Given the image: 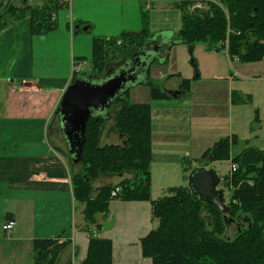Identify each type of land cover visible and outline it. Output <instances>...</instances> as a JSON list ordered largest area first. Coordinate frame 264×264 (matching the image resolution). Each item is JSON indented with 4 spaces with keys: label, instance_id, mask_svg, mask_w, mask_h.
Wrapping results in <instances>:
<instances>
[{
    "label": "trees",
    "instance_id": "trees-1",
    "mask_svg": "<svg viewBox=\"0 0 264 264\" xmlns=\"http://www.w3.org/2000/svg\"><path fill=\"white\" fill-rule=\"evenodd\" d=\"M201 1L206 5L205 9L187 8L182 15L178 40L189 46L205 42L216 50L223 49L229 58L239 62H255L264 57V0ZM172 3L175 10H180L193 2L173 0ZM64 6L67 7L68 3L63 0H44L41 5L30 6V32L43 34L53 30L57 20L52 15ZM3 16L0 13V28L7 23ZM78 30L79 27L74 29ZM150 34L149 10L142 8L139 30H123L108 37L93 36L89 63L94 69L90 74L99 77L109 61L124 54L112 56L120 48L116 39L134 43L126 49L128 54L141 48ZM166 59L167 55L163 61ZM81 61L85 58L74 57L73 65ZM153 61L155 58L150 64ZM82 73L79 69L74 70L70 82ZM181 83L186 92L189 91V79L181 78ZM146 84L150 87L151 99L169 97L151 80ZM127 90L115 99L122 107L114 121L115 128L125 136V142L100 145V126L104 118L89 116L81 159L76 164L78 171L70 176L73 198L83 204L85 225L81 229L88 234L86 255L76 264L112 263L111 241L97 236L96 230L100 227L97 215L108 212L109 201L113 198L150 201L154 226L140 239V245L142 255L149 257L152 264H264V149L249 146L229 157L235 168L225 178L232 187L227 215L232 217L236 212L235 216H242V221L237 224L235 233L227 236L224 213L192 195L186 185L168 187L161 197L151 198L150 105L129 103L123 96ZM231 95L234 102L233 93ZM234 139L233 135L218 139L202 153L201 161L227 158ZM55 148L67 158L65 147V150ZM189 169L185 167V170ZM102 172L128 173L131 178L116 185H104L95 193L91 182ZM115 188L118 190L112 195ZM238 205L243 210L235 211ZM6 219H10L9 215L5 216ZM32 241V264H56L59 254L70 245L69 240L60 241L56 237L34 238Z\"/></svg>",
    "mask_w": 264,
    "mask_h": 264
},
{
    "label": "crops",
    "instance_id": "crops-1",
    "mask_svg": "<svg viewBox=\"0 0 264 264\" xmlns=\"http://www.w3.org/2000/svg\"><path fill=\"white\" fill-rule=\"evenodd\" d=\"M10 1L7 0L2 13L5 16L11 13L20 15L16 20H11L10 16L6 18L7 23L0 28V47H7V41L21 40L26 49L20 59L16 60L10 78H0L8 86L2 108L8 118L6 127L9 129L6 130L8 136L5 135L6 131L3 134L9 144L22 145L18 152L0 157V179L8 181L7 189L12 193L11 200L20 203L19 209L12 208L6 212L15 222L13 231L9 232L16 238L26 240L49 237L69 240L70 245L59 254L56 262L68 264L73 259L75 261L84 258L88 234L81 229L85 225L83 204L78 209L79 217H76V202L70 182L73 166L69 165L70 161L61 150L52 144V134H48L51 127L49 121L62 92L70 83L73 71L77 70L72 64L74 57H83L84 51L89 48L91 59L93 36L108 37L118 35L123 30H139L141 9L149 10L151 3L148 2L152 0H63L68 6L60 8L55 15L58 21L56 27L61 25L62 29L55 30V27L43 34L30 32L28 11L30 5L40 0H21L20 4L13 3L19 0H12V3ZM28 1L31 2L26 3ZM21 2L25 5H21ZM77 23L80 24L79 30L73 31V26ZM82 26H89V29H81ZM62 47L66 49L67 56L58 74L56 61L59 56L55 57L54 53L59 54ZM41 63L52 67V70L38 72L36 69H39L38 65ZM80 64L83 61L76 66ZM235 73L238 74L237 71ZM243 77L252 76L248 74ZM23 80L33 81L38 90L18 89L17 86ZM185 93L186 91L182 94ZM170 98L172 96L163 99L150 98L151 102L148 103L152 199L164 195H153L154 183H159L163 190L184 185L181 180L183 177L185 179V174L190 170H185V167L200 165V156L214 144H204L200 139L193 140L190 136H184L180 126L184 115L189 113V105L185 108ZM227 100L232 103L229 90ZM154 118L157 121L156 132L152 128ZM31 143L35 146L25 147ZM116 176L121 179L130 178L128 173ZM97 223L100 224L96 230L97 236L111 241V264H152L149 257L142 255L140 245V239L154 226L150 201L113 198L109 201L108 212L97 215Z\"/></svg>",
    "mask_w": 264,
    "mask_h": 264
},
{
    "label": "rangeland",
    "instance_id": "rangeland-1",
    "mask_svg": "<svg viewBox=\"0 0 264 264\" xmlns=\"http://www.w3.org/2000/svg\"><path fill=\"white\" fill-rule=\"evenodd\" d=\"M20 1H13V3L20 4ZM172 1L152 0L148 2V4L151 3V8H148L150 15V37L153 40V38L157 39L161 35H164L168 41L160 45L159 53L161 55L155 57V61L148 68V75L145 74L144 78L158 85L166 83L171 87L181 78L189 79V92L181 94L178 99L174 97L170 98L185 108H188L189 105V113L187 112V115H184V121H182V126H180L185 137L190 136L193 140L200 139L201 143L209 145L220 138L231 137L232 135L235 138L234 143L227 153V158L224 157L210 162L201 161L206 168L212 167L220 177L217 188L223 190L224 203L227 204L232 192V187L228 183V180L225 179L231 171L230 165L232 163H230L229 157L236 156L242 149L249 146L264 149V57L259 61L244 62L242 64L238 60L229 58L223 49L216 50L213 47H209L205 42H195L189 46L185 42L178 40L180 27L182 26V15L186 13L187 8L202 10L206 8V5L201 0H192L193 3L191 5L189 4L180 10H175L172 6ZM29 2L31 1L26 3ZM43 2L44 0H40L38 3L36 1V4L30 6H38L43 4ZM10 3H12V0ZM6 5L7 0H0V13L3 12ZM21 5H25V3L21 2ZM55 15H52L53 19L57 20ZM8 16H10L11 20L18 18L17 13H11ZM8 16H3V19H6ZM61 29L62 27L60 25L55 30ZM74 29L73 26V31ZM115 42L117 45H120V48L115 51V54L113 53L114 55H111L124 54L119 59L109 61L102 75L112 73L125 61L128 57L127 53H125L126 49L134 45V43L130 44L129 42H125L124 39H116ZM5 43L7 47H0V78L2 76L10 78L9 76L16 66V60L20 59L26 49L21 40H12L11 42L7 41ZM54 55L55 57L59 56V59L56 61V73L60 74L62 62L67 56L66 49L62 47L59 54L54 53ZM166 55L167 59L163 61ZM82 56L85 58V61H83V64L75 66V69L83 71L80 75L87 76L94 69L89 63L90 49L86 48ZM38 68L36 70L41 73L52 70V67H47L44 63L38 65ZM248 74L252 77H243L248 76ZM143 81L134 84L124 93L123 96L129 103L151 102L149 98L150 87ZM21 82V86H17L18 89L28 88L30 90V85H36L33 81L29 80H23ZM228 90L230 91V100L232 99V93L235 99L231 104L227 100ZM7 92V83L0 80V157L1 155L14 154L22 147V145L9 144L3 134L4 131L9 129L6 127V120L8 118L3 112L4 108H2ZM189 114L190 117H188ZM111 116L112 111L106 120H111L108 119ZM57 121L56 116H51V120L49 121L51 122V127L48 134H52L51 141L55 147L65 150ZM160 122L161 120H159V125ZM152 128L156 132L157 121L155 118ZM7 133L8 131L5 133L6 136H8ZM121 143L122 141L119 144ZM104 144L106 143L102 140L100 145ZM34 146L35 144L31 143V145H26L25 147L30 148ZM72 166L73 170L71 172L73 173L71 175L78 171V165L72 164ZM187 173L185 174V179L183 177L181 180V183L184 185L187 183ZM116 175L118 174L109 172L99 174L97 179L91 182L93 192L96 193L98 188L104 185H116L124 180L118 178ZM7 185L8 181L0 179V264H32L33 241L22 239L21 237L16 238L12 232H5L1 228L2 223L5 222L6 212L11 211L12 208L19 209L20 206L18 201L11 200L10 195L12 193L7 189ZM161 188L159 183H154L153 195L165 194L166 189L163 190ZM81 206L82 204L80 202H76V217H79L78 214L80 211L78 209ZM238 206L235 208V211L237 209L239 211L243 210L242 206ZM235 213L232 215V221L225 228V235L227 236H232L236 231L237 225L233 223L237 218ZM241 217H239L240 221H242ZM241 224H244V221ZM82 259H76L75 261L73 259L70 264H76Z\"/></svg>",
    "mask_w": 264,
    "mask_h": 264
},
{
    "label": "water",
    "instance_id": "water-1",
    "mask_svg": "<svg viewBox=\"0 0 264 264\" xmlns=\"http://www.w3.org/2000/svg\"><path fill=\"white\" fill-rule=\"evenodd\" d=\"M78 27V24L74 26ZM81 29H87V26H82ZM150 36L141 48L129 52L127 59L112 73L98 78H91V74L79 75L62 92L53 116L57 117L59 133L71 165L78 164L81 159L85 126L89 116L106 117L107 110L116 97L142 80L147 83L148 79L144 78L146 70L150 62L157 57L160 45L166 41V36L161 35L162 40L157 42L159 49H150L147 48L152 43ZM219 182L220 177L216 171L212 167L206 168L202 163L192 167L187 173L186 186L192 195L223 212V219L228 224L232 217L227 215L230 208L224 203L223 190L217 188Z\"/></svg>",
    "mask_w": 264,
    "mask_h": 264
},
{
    "label": "flooded vegetation",
    "instance_id": "flooded-vegetation-1",
    "mask_svg": "<svg viewBox=\"0 0 264 264\" xmlns=\"http://www.w3.org/2000/svg\"><path fill=\"white\" fill-rule=\"evenodd\" d=\"M158 40H162V38L158 37L157 39L152 40L151 45H148L147 48L149 47L150 49H157L158 50L159 49L157 47ZM167 41L168 40H166L165 42H167ZM165 42H163V43H165ZM160 55L161 54L158 53L157 57H159ZM101 76L102 75H100L99 77H101ZM91 78H98V77L91 76ZM158 87L162 92H164L165 94L172 96V97L180 96L183 92L186 91L185 88L183 87L182 83H181V79H179V81H177L173 87H171L170 85H168L166 83H164L162 85H158ZM121 107H122V104L120 101L119 102L114 101L111 104L110 108L107 110L109 114L112 111V116L108 118L111 120H106V118L109 114L106 117H104V121L101 123V126H100L99 142H101L103 140V142L106 144L119 145V143L123 140V138H124V141H122V142H125V136H123L115 128V123H114L115 116ZM240 222L241 221H240V218L238 216H237L236 220L233 221L234 225H237Z\"/></svg>",
    "mask_w": 264,
    "mask_h": 264
},
{
    "label": "built area",
    "instance_id": "built-area-1",
    "mask_svg": "<svg viewBox=\"0 0 264 264\" xmlns=\"http://www.w3.org/2000/svg\"><path fill=\"white\" fill-rule=\"evenodd\" d=\"M21 83H22V82H21ZM20 86H21V84H20ZM19 88H20V87H19ZM21 89H22V90H25V91L29 90L28 88H21ZM30 90H34V91H36V90H38V87L35 86L34 84H33V85H30ZM234 168H235V165H234V164H231V165H230V170H234ZM117 190H118V188L113 189V190L111 191V194L114 195L115 192H117ZM14 226H15V222H14V220H12V219H6L5 222L2 223L1 228H2V230H4L5 232H9V231H11V230L13 229Z\"/></svg>",
    "mask_w": 264,
    "mask_h": 264
}]
</instances>
